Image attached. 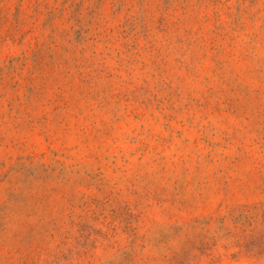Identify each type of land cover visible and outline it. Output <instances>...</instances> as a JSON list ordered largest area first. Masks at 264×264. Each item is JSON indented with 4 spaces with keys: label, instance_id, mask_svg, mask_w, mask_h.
<instances>
[{
    "label": "rangeland",
    "instance_id": "374dc122",
    "mask_svg": "<svg viewBox=\"0 0 264 264\" xmlns=\"http://www.w3.org/2000/svg\"><path fill=\"white\" fill-rule=\"evenodd\" d=\"M0 264H264V0H0Z\"/></svg>",
    "mask_w": 264,
    "mask_h": 264
}]
</instances>
